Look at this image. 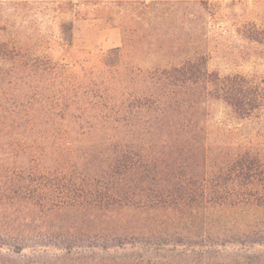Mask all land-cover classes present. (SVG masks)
Masks as SVG:
<instances>
[{
  "label": "trees",
  "instance_id": "1",
  "mask_svg": "<svg viewBox=\"0 0 264 264\" xmlns=\"http://www.w3.org/2000/svg\"><path fill=\"white\" fill-rule=\"evenodd\" d=\"M59 28L69 43L72 22ZM39 41L0 36V264H122L108 252L127 244L264 264V149L208 120L212 100L251 116L263 88L195 58L137 69L146 92L127 98L66 76Z\"/></svg>",
  "mask_w": 264,
  "mask_h": 264
},
{
  "label": "rangeland",
  "instance_id": "2",
  "mask_svg": "<svg viewBox=\"0 0 264 264\" xmlns=\"http://www.w3.org/2000/svg\"><path fill=\"white\" fill-rule=\"evenodd\" d=\"M72 1V10L60 12L54 0H0V36L17 32L38 38L34 54L62 63L66 76L87 81V72L98 74L108 92L127 98L146 92L138 88L137 69L146 74L157 65L195 58L209 72L239 74L264 89V0H190L176 6L170 0ZM61 21L72 22L67 44L59 41ZM208 112L210 123L231 130L232 144L264 149V106L239 118L226 103L212 100ZM180 250L150 255L127 244L108 257L122 264L197 260L194 254L178 256ZM212 261L246 262L238 257Z\"/></svg>",
  "mask_w": 264,
  "mask_h": 264
}]
</instances>
